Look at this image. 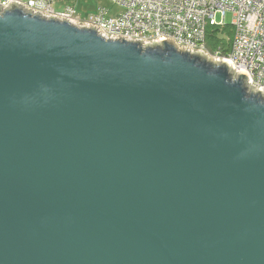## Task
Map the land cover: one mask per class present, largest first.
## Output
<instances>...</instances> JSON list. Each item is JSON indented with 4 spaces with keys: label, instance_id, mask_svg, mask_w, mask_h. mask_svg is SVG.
Listing matches in <instances>:
<instances>
[{
    "label": "water",
    "instance_id": "obj_1",
    "mask_svg": "<svg viewBox=\"0 0 264 264\" xmlns=\"http://www.w3.org/2000/svg\"><path fill=\"white\" fill-rule=\"evenodd\" d=\"M246 78L0 7V264H264Z\"/></svg>",
    "mask_w": 264,
    "mask_h": 264
},
{
    "label": "built area",
    "instance_id": "obj_2",
    "mask_svg": "<svg viewBox=\"0 0 264 264\" xmlns=\"http://www.w3.org/2000/svg\"><path fill=\"white\" fill-rule=\"evenodd\" d=\"M118 7L111 12L99 6L82 15L76 0H0L1 9L17 4L45 18L66 20L95 29L104 39L137 42L141 46L173 41L180 50L198 52L218 62H227L235 75L244 72L245 84L264 95V0H108ZM231 12L233 36L227 56L205 47L208 25H223ZM223 20L217 21L216 14Z\"/></svg>",
    "mask_w": 264,
    "mask_h": 264
},
{
    "label": "trees",
    "instance_id": "obj_3",
    "mask_svg": "<svg viewBox=\"0 0 264 264\" xmlns=\"http://www.w3.org/2000/svg\"><path fill=\"white\" fill-rule=\"evenodd\" d=\"M233 36V29L230 24L208 25L205 35V47L214 54L227 56L230 52V41Z\"/></svg>",
    "mask_w": 264,
    "mask_h": 264
},
{
    "label": "rangeland",
    "instance_id": "obj_4",
    "mask_svg": "<svg viewBox=\"0 0 264 264\" xmlns=\"http://www.w3.org/2000/svg\"><path fill=\"white\" fill-rule=\"evenodd\" d=\"M78 4H79V6L76 9L82 15H86V14L94 12L97 9V7H99V6H105L111 12L118 10V7L113 5L108 0H78ZM215 18L217 21L223 20L221 14H219V13L216 14ZM231 20H232V15H231V12L228 11V12H226V14L224 16V23L230 24Z\"/></svg>",
    "mask_w": 264,
    "mask_h": 264
},
{
    "label": "crops",
    "instance_id": "obj_5",
    "mask_svg": "<svg viewBox=\"0 0 264 264\" xmlns=\"http://www.w3.org/2000/svg\"><path fill=\"white\" fill-rule=\"evenodd\" d=\"M75 6H76V8L79 6V4H78V0H76V4H75Z\"/></svg>",
    "mask_w": 264,
    "mask_h": 264
}]
</instances>
